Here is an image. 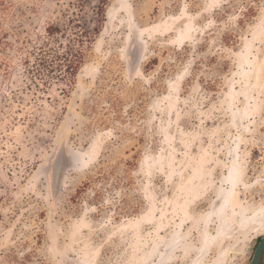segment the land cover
<instances>
[{
	"label": "rangeland",
	"instance_id": "rangeland-1",
	"mask_svg": "<svg viewBox=\"0 0 264 264\" xmlns=\"http://www.w3.org/2000/svg\"><path fill=\"white\" fill-rule=\"evenodd\" d=\"M69 2L0 0V42L63 24ZM99 5L87 0L101 32L65 95L4 51L0 264H251L264 0H108L102 24Z\"/></svg>",
	"mask_w": 264,
	"mask_h": 264
},
{
	"label": "trees",
	"instance_id": "trees-1",
	"mask_svg": "<svg viewBox=\"0 0 264 264\" xmlns=\"http://www.w3.org/2000/svg\"><path fill=\"white\" fill-rule=\"evenodd\" d=\"M69 1V9L60 12L66 18L63 24H49L44 34L36 35V39L23 37V31L20 30V33L12 34L16 45L0 42V70L6 76L12 74L14 65L4 51L15 49L20 55L23 73L30 77L36 89L45 88L44 92H47L55 85H63L61 91L67 94L86 62L91 45L101 32L100 27L90 28L85 19L87 0ZM107 5L108 0H100L96 11L99 24L105 21ZM10 35L8 32L3 34L5 39ZM35 80H39L40 84H36ZM34 87L27 86L26 91L32 92Z\"/></svg>",
	"mask_w": 264,
	"mask_h": 264
},
{
	"label": "water",
	"instance_id": "water-1",
	"mask_svg": "<svg viewBox=\"0 0 264 264\" xmlns=\"http://www.w3.org/2000/svg\"><path fill=\"white\" fill-rule=\"evenodd\" d=\"M59 162H57L56 169L59 168ZM251 264H264V235L261 237L255 252L253 254Z\"/></svg>",
	"mask_w": 264,
	"mask_h": 264
}]
</instances>
